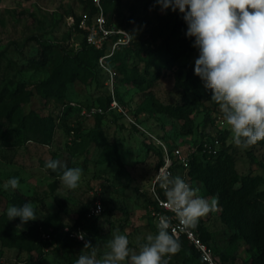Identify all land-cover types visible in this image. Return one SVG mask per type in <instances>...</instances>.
<instances>
[{
  "label": "rangeland",
  "instance_id": "obj_1",
  "mask_svg": "<svg viewBox=\"0 0 264 264\" xmlns=\"http://www.w3.org/2000/svg\"><path fill=\"white\" fill-rule=\"evenodd\" d=\"M97 10L91 12L86 0H0V51H5L1 60L0 84L11 79H20L30 84L47 79L52 71L51 63L42 62L43 40L61 44L72 51L81 45L86 37V29H77L79 20L87 14L88 22L93 23L101 9L104 8L94 0ZM113 10L106 13L113 28L124 27L133 31L138 39L149 37L153 28H159L162 21L173 19L179 10L161 11L155 0H112ZM70 16L76 22L70 24ZM80 28V27H79ZM162 40L159 35L157 42ZM132 46L124 49V58H128L130 66H136L143 72L145 61L132 52ZM118 50V49H117ZM198 50H190L186 59L190 62L198 58ZM116 72V91L119 100L135 116L141 126L135 125L126 116H120L108 110L101 119L104 135L112 148L92 142L87 150L73 154L71 168L83 169L80 185L75 190L64 187L59 177L52 176L43 163L54 159L55 155L62 158L70 153V145L76 137V128L81 125L83 133L95 128L98 118L81 115L83 107L99 102L100 96L110 94L109 73L98 61V77L87 87L71 83L67 89V104L58 105V101L50 99L46 105L40 97H36L29 106L36 107L41 115L63 111L66 123L56 128L52 143L44 144L41 140L31 141L24 129L17 124L9 125L8 137L0 141V228L13 229L23 235V247H9L0 238V254L3 264H67L66 256L75 258L89 249L84 244L74 248L65 245V239H47V243L37 236V227L48 224L53 228L66 224L69 228L84 220L86 210L97 200L102 202L104 213L97 220H92L85 233L84 242L98 246L100 253L106 250L107 241L115 233L126 234L129 247L139 250L137 237L141 243L148 234H155L156 229L151 223L149 206L152 204L150 186L156 176L161 160V145L149 132L167 141L171 146L199 138L200 131L192 135L182 133L183 121L167 113L159 111L154 101L181 103L183 89L176 85L178 66L165 69L152 84L148 82L139 86L118 70V64L107 60ZM189 95L204 101V105L213 104L208 99L209 90L204 87L192 91ZM97 106V105H93ZM92 106V107H93ZM64 108V110H63ZM78 109H80L78 113ZM81 115V116H80ZM213 116L218 118L222 113L214 110ZM60 116V115H59ZM197 128H201L205 110L195 113ZM224 128H228L226 124ZM71 127L75 130L71 138ZM216 126L213 125L211 131ZM227 143L232 146L238 157V170L241 174L253 172L264 176V143L259 142L247 149H241L233 143L230 131ZM18 178L20 186L13 190H5L4 184L11 178ZM264 187V185H263ZM193 188L199 189V195L210 199L202 183L197 182ZM31 202L37 215L35 221L23 225L20 218L8 220L6 210L9 206H22ZM209 232L208 243L221 264H250L252 250L242 237H236L234 230L221 217V208L209 213L198 222ZM199 230V228L196 226ZM70 229V228H69ZM44 236V235H43ZM82 240V239H81ZM168 264H192L187 261L186 249L168 258Z\"/></svg>",
  "mask_w": 264,
  "mask_h": 264
},
{
  "label": "trees",
  "instance_id": "obj_2",
  "mask_svg": "<svg viewBox=\"0 0 264 264\" xmlns=\"http://www.w3.org/2000/svg\"><path fill=\"white\" fill-rule=\"evenodd\" d=\"M101 1L105 12L109 14L114 9L112 0ZM86 3L91 12L97 10L94 0H86ZM161 24L159 28H153L152 40L144 36L136 39L133 31L130 30L133 34V41L130 45L133 47L132 52L145 61L143 72H140L136 66H130L127 62L129 57H122L123 52L119 49L108 59L117 63L118 70L139 86H143L147 82L152 84L165 69L178 66L179 75L176 85L183 89V101L169 104L158 101L153 103L159 111L183 121V134L192 135L196 131H200L198 132L199 138L208 136L210 141L213 142L216 136L212 134L211 129L216 123L217 116H213L212 112L219 109L218 105L213 101L211 105H204L203 100L189 95L190 92L204 87L200 77L194 73L195 61L190 62L186 59L189 51L195 49L193 47L194 37L186 36L187 24L182 13L174 16L173 19L162 21ZM77 29L82 31L79 26H77ZM159 35L162 36V40L157 42ZM41 43L44 46L41 61L49 62L52 65L50 76L34 84L20 79H11L3 85L0 84V141L8 137L9 125L14 123L25 130L29 140H41L44 144L50 145L56 128L62 122L63 125L66 123V115H63L61 121L58 122L59 110L58 113L53 111L48 115H41L36 107L29 108V106L37 96L40 97L42 102L44 101V105L50 99L57 100V106L60 108L62 105L69 103L67 99L68 86L71 83L82 84L86 87L92 84L98 77L99 58L108 48H96L88 43L86 37L76 51H72L58 43L54 44L49 40H43ZM130 46H123L122 48L126 49ZM4 54L5 51H0V59ZM210 98L211 92L209 91L208 99L211 100ZM110 100L111 96L108 93V95L100 96L99 102L96 104L86 105L89 108L93 105H99L105 111L95 115V118L99 120L95 128L89 132L83 133L81 125H79L76 128L77 133L74 142L69 146V155L64 158L55 155L54 160H58L62 165L71 168L73 154L87 150L88 146L94 141L112 148L104 135L100 119L109 113L107 109ZM200 110H205L206 117L201 128H197L194 115ZM79 111L80 109H78V113ZM112 113L118 117L120 116L115 111ZM71 129L69 127L68 131ZM228 135V128L218 130L217 136L222 144L217 153L202 151L200 148L192 155L190 174L193 186L197 182L202 183L209 195L218 197L222 220L234 230L236 237L244 238L250 245L253 253L250 264H264V176L253 172L247 174L239 172L237 153L227 143ZM199 138L195 141H198ZM261 142L264 143V141ZM160 153L159 165L164 161L163 149ZM43 166H45V162ZM48 170L55 177H60L62 174V169H58L56 172ZM151 202L153 203V200ZM89 211L90 207L85 212L84 220L76 222L73 226L69 225L70 231L64 230L67 227L66 224H59L53 228L48 224H44L37 227V236L47 243L48 238L43 235L44 233H50L53 236L52 240L65 239V245L69 248H74L78 244H85L84 240L72 236L71 232L79 230L80 227L87 230L89 222L97 220L104 213V208L100 214L93 217L88 216ZM151 223L156 229L153 218H151ZM197 227L199 230L195 229L203 240L208 242L209 232L199 224H197ZM0 238L4 245L9 247H23L24 245L23 235L18 234L13 229L0 228ZM178 240L181 248L186 249L187 261L192 264H206L198 250L185 236L178 238ZM1 258L0 254V264H3ZM76 259L72 255L66 256L67 264H75Z\"/></svg>",
  "mask_w": 264,
  "mask_h": 264
},
{
  "label": "clouds",
  "instance_id": "obj_3",
  "mask_svg": "<svg viewBox=\"0 0 264 264\" xmlns=\"http://www.w3.org/2000/svg\"><path fill=\"white\" fill-rule=\"evenodd\" d=\"M161 11L179 10L187 24V37H194L198 50L194 73L211 92V101L218 105L228 126L233 143L247 149L264 141V0H155ZM45 169H62L60 181L69 190L79 187L83 176L80 167L68 168L60 161L49 159ZM166 201L179 223L180 230L195 228L201 218L217 210L218 197L206 199L199 189L190 186L182 177L170 173L161 178ZM20 186L11 178L5 190ZM8 220L20 218L17 225L38 217L31 202L9 206ZM155 234L144 242L137 237L139 250L129 247L126 234L115 233L100 253L98 246L86 241L75 264H168V258L179 252L180 241L170 233L172 217L160 215L155 222ZM84 239L85 233H78Z\"/></svg>",
  "mask_w": 264,
  "mask_h": 264
},
{
  "label": "built area",
  "instance_id": "obj_4",
  "mask_svg": "<svg viewBox=\"0 0 264 264\" xmlns=\"http://www.w3.org/2000/svg\"><path fill=\"white\" fill-rule=\"evenodd\" d=\"M100 3V0H97ZM70 24L75 27L76 22L74 21L73 16H70ZM78 26L80 28L86 29V39L89 44L95 46L96 48H107V51L100 56L99 63L102 68H104L108 73V84L110 89V104L108 110L117 111L130 120L131 123L141 126L137 122L135 116H133L128 108L119 100L117 91H116V72L108 65L107 59L114 55L117 49L123 46H130L133 41V34L128 28L111 27L107 14L102 8L99 12L96 20L93 23L88 22L87 14L83 15ZM64 110V108H63ZM105 110L103 107L97 105L91 108L83 107L81 110V115L83 116H94L97 113H103ZM64 115L63 111L60 114L58 122L61 121L62 116ZM223 117L219 116L216 119L215 127L212 132L216 136L215 140L210 141L209 137H201L198 141H184L183 143H177L174 146H171L167 141L162 138H158L151 132L152 135L161 145L163 149V158L164 161L161 163L156 171V176L150 186V194L152 195L153 203L149 206V211L153 218L154 223L157 221V218L160 215H167L172 217V227L169 229V232H175L177 238L185 236L198 250L201 258L206 264H221L211 245L204 241L201 235L195 228L188 230H180V226L176 218L174 217L173 212L171 211L166 198L164 196L163 187L161 185V178L170 173L172 176L182 177L190 186L193 187V180L190 174L191 170V159L192 155L199 151L200 148L202 151H207L210 153H217L221 148V140L217 136L218 130L224 128ZM75 135V130H71V138L73 139ZM203 146V148H202ZM103 211V205L100 200H97L95 204L91 207L88 216L93 217L97 214H100ZM67 231H70L69 228H66ZM78 233H81V229L71 232L72 236L78 237ZM44 237L52 239L53 236L50 233H44Z\"/></svg>",
  "mask_w": 264,
  "mask_h": 264
}]
</instances>
